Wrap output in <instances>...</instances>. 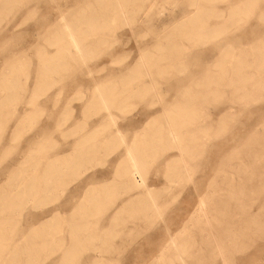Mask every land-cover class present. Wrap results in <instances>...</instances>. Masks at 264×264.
I'll return each mask as SVG.
<instances>
[{
	"label": "rangeland",
	"instance_id": "obj_1",
	"mask_svg": "<svg viewBox=\"0 0 264 264\" xmlns=\"http://www.w3.org/2000/svg\"><path fill=\"white\" fill-rule=\"evenodd\" d=\"M195 1L138 0L135 5L138 11L132 15V24L128 26L116 17L106 16L105 18L104 14L102 15L104 0L102 2L99 0H31L32 5L29 3L30 12L20 11L15 12L16 15L13 12L9 15L0 16V80L6 76L5 74L10 73L11 64L17 59L19 71L23 72L20 79L24 83L27 82V87L30 89L28 94L23 97L25 100L21 99L22 101L18 103L17 108L19 111L28 108L33 113L40 108L39 113L36 112L34 116L35 122H37L31 129L22 131L23 137L21 135L19 140L10 141L11 128L5 134L0 144V163L3 162L0 166V173H3V176L0 177V184L8 178L10 170L18 168L17 166L22 162L23 156H26L28 151L30 152L33 150L32 148L41 143V163L43 162L41 164V185L44 186L43 179L46 177L47 167L49 164L51 165V158L60 155L65 150L66 144H68L67 146L69 144L75 145L79 140L80 136L75 134L76 131L64 137L59 130L62 116L71 109L74 111L70 125H78L80 133L86 131L87 135L91 137L97 133L104 137L109 136V140L107 139L105 142L106 147L94 148L90 156L76 161L73 166L74 170L66 172L61 179H52V183L49 182L50 186L47 188L41 187V194H44L41 195V226L43 222H47L45 223L46 226L44 224V227H47L49 222L51 231L54 233L62 232V225L64 224L62 219H69L73 215L75 217L87 199L101 196L108 181L113 179L122 158L129 152L130 146L137 143L136 136L143 132L148 122L158 116L164 108H169V105L174 101L181 97L184 98L182 106L175 108L176 112L180 113L179 122L182 121L186 124L182 128L183 133L189 131L194 124L200 122L198 125H201L205 122H211L212 119H218L228 112V108L232 106L230 101L233 100L230 92L224 93L222 90L225 88L223 87L221 94L213 95V93H209L208 85H202L205 87L201 90L200 84L194 83L193 80L205 70H210L208 66L211 67L215 63V59L217 58V61L220 55L228 49L226 45L229 42L234 45L235 41L237 44L234 47H237L242 42V38L243 44L258 41L260 38L263 39L264 0H259V4L253 6L255 10L251 13L236 19H231L227 12L223 16L209 15L210 17H205L203 22L209 24L210 30L204 31L202 36V30L196 26L201 20L191 18L196 8L194 6ZM227 1L229 2V0H216L214 4L219 7L223 3L220 6L222 8ZM230 1V4L241 2L240 0ZM23 4L18 7L22 8ZM82 9L85 12L80 14ZM12 19L13 21H11ZM223 20L230 21V25L221 27L225 23ZM7 21L12 23L6 29L8 31H5L3 29L8 23ZM64 23L79 24L77 25L78 30L87 35L84 37L86 44H90L86 46L89 54L87 62L76 58H70L66 61L54 59L56 55H68V51L63 46L55 44L56 42L53 43L54 34L58 33ZM193 23L196 24L193 26ZM15 24H17V28H15L17 30L14 31L16 33H12L10 29L12 30ZM108 25L109 27H107ZM235 39L240 41L237 42ZM119 50L120 52H118ZM142 54L146 56L153 77L157 79L160 86L159 92L162 93L159 95L151 91L149 78L142 75L138 66V58ZM24 55L29 58L30 63H27V58L23 63ZM203 56L204 58H202ZM51 63L52 65L61 64L64 67L56 74H51L46 80L41 78V85L47 84L46 87L49 90L43 93L39 100V107L35 110L32 106H27V103L23 104L22 102L30 101L32 93L36 89L35 86L40 80L41 71H43L44 66L51 65ZM165 63H169L168 65L171 66L167 69H161ZM161 70L166 72L159 73ZM123 79L130 81L128 83L123 82ZM126 85L134 88V93L128 96V100L113 99L108 110L104 109V106L95 105L96 102L94 104V100H99L95 98L104 94L106 88L116 87L121 90V87ZM31 90L33 91L31 92ZM190 90L199 91V93L196 95L193 93L186 94ZM159 96H161V104H158ZM190 99H192L191 102ZM233 101V106L236 105L235 115L220 129L214 128L204 136L201 133L197 138L196 151L198 155L194 163L195 169L192 180L194 184L191 183L188 186L185 179H179V177H175V174L170 176L168 161L177 152L169 147L167 140L158 142L160 147L157 153L149 151V154L144 158L145 169L149 178L148 185L158 188L156 194L159 193V202L156 206L160 207L161 212L156 213L154 210L149 211L148 214H142L144 218L128 217L125 220H120L118 225H128L126 233L118 234L119 232L115 231L116 234H113V238L110 240L126 241L127 243L122 245L124 247L116 248L112 254H110L111 252L108 253V257L106 254L105 258H107L104 261L101 260L100 264H155L158 262L159 260L156 259L160 256V249L167 243L170 234H176L182 228L183 221L188 217L201 194L208 190L207 187L210 181L212 182L215 173L223 166L219 163L224 158L226 160L221 163L224 162V167L227 168L239 162L240 158L244 159V157L248 166H251L252 162L253 164L259 162L262 172L260 174L261 179L258 178L257 180L260 186H256L258 196L257 194L255 196L264 199V190L262 189V186L264 187V158L255 154L256 150H263L264 153V142H261L263 145L260 146H256L255 142L264 140V127H260L264 125V98L254 102L253 105H247V107L242 102ZM85 105L88 107L86 112L84 111ZM12 110L13 107L5 108L0 117H5L4 120L7 121L11 117L9 113ZM15 121L16 119L10 124V127L14 126ZM156 128L158 127L152 129ZM120 135L124 137L123 141L117 138ZM152 135L153 133L146 135L142 143L149 146L148 143H152ZM253 135L257 138H254ZM90 140V144H92L93 140ZM99 140L101 141V139ZM244 141H248L247 144ZM249 143L252 146L254 144L255 147H247L250 145ZM111 144L113 147L109 148L108 145L111 146ZM114 144L115 146L117 144L122 145L115 147ZM240 144L246 145L245 147L249 148L248 151L250 150V152L246 151V148L243 152L244 149L242 151L241 147L244 148V146ZM206 145L207 148H205ZM250 148L254 151H251ZM143 149L147 150L148 148ZM204 149H206L205 152ZM235 149L238 152L242 151L243 154L237 153ZM246 152L248 155H245ZM45 154H47L46 157H44ZM235 154L239 156L238 160L234 156ZM230 156H234L237 161L235 162V158L232 159ZM217 165L220 167L219 169L215 167ZM172 182H174V189H167L166 187ZM120 203L121 201L118 205ZM88 206L92 207L91 203H88ZM57 209H62L65 218L60 216L58 222H52L53 213ZM26 210H31V206L28 205ZM253 211H259L257 205ZM100 218L101 216L94 218L90 214L87 218L86 229L88 231L95 228L105 229L111 216H103L104 220L98 221ZM78 222L79 220L75 221V219L71 222L72 231L76 229ZM118 225L115 228L119 231ZM81 229L84 230L85 228ZM251 229L257 233L252 232L250 234L252 236L248 240L244 239L245 241L241 240L224 245L229 251L226 253L229 264H264V227L256 228V230ZM66 238L70 240L71 236L66 235ZM119 250L121 251L119 252ZM48 253L57 258L56 263H61L63 254H53L52 251ZM79 254L86 259L82 258V264H91L93 260H89L96 252L91 250L90 253ZM35 263L40 264L38 261Z\"/></svg>",
	"mask_w": 264,
	"mask_h": 264
},
{
	"label": "bare ground",
	"instance_id": "obj_2",
	"mask_svg": "<svg viewBox=\"0 0 264 264\" xmlns=\"http://www.w3.org/2000/svg\"><path fill=\"white\" fill-rule=\"evenodd\" d=\"M27 1L0 0V16L20 11L30 12L31 8H29V6L32 5L30 3L31 0ZM99 1L102 2V0ZM215 1L216 0H196L194 2L196 8L191 18L202 21L196 25L202 30L201 36L204 34V31L208 32L210 30L209 24L203 22L205 17H210L209 15L223 16L227 12L231 19H236L242 15L251 13L255 10L253 6L259 4V0H240L241 2H238V4H236L237 2L230 4L229 2L231 1L229 0V2H226V5L224 4L225 8H223L224 6L221 8L220 6L223 3L218 7V5L215 6ZM22 3H24L22 8H19L21 7L19 5ZM104 3L102 15L104 14L105 18L106 16L116 17L122 20L123 24L127 26L132 24V15L134 12L138 11V8L135 6L138 0H104ZM84 12L85 11L82 9L80 14ZM11 21H13V19ZM7 22L8 23L3 29L5 31H8L6 29H8L11 25L10 23H12L10 21ZM229 22L230 21H225L224 24L222 23L223 25H220L221 27H227L230 25ZM195 24L196 23H193V26ZM77 25L79 24L64 23L58 33L56 32L54 34L55 38L53 43L56 42L55 44H60V46H63L64 49L68 51L67 56L62 54L56 55L54 58L56 61H66L70 58H76L83 62L88 61L89 54L86 49L88 43L86 44V40L84 39L87 35L79 31ZM107 27H109V25ZM217 27L220 28L219 25H217ZM15 28H17V24L12 27V30L10 29V32L12 31L13 33L17 30ZM255 31L257 33L256 29ZM238 41L240 40H237V42ZM241 41L242 42H239L240 44L237 47H234V45L237 44H235V41L234 45L229 42L228 45H226L228 49L223 52V54H219V59L216 61V58L215 63L212 64L211 67L208 66L210 70L207 68L208 70L199 74L193 82L200 84L202 87L201 90L205 87L202 85H208L209 93H213V95L221 94L220 92L224 87L225 89L222 90L224 93L230 92L235 102H242L245 104V107H247V105H253L254 102L264 98V37L263 39H258V41L249 42V44H243V38ZM89 45L90 44H88V46ZM57 49H59V47H57ZM118 52H120V50ZM26 58L27 57H25L23 63H25L27 59V63H30L29 58ZM202 58H204V56ZM16 61L11 64L10 73H4L6 76L0 80V116L3 114L2 111H4L5 108L13 107L12 112L9 113L11 117H9L7 121L4 120L5 117H0V144L9 128L12 130V133L9 135L11 141L19 140L22 131L31 129L35 125L37 121L35 122L36 119L34 116L40 109H36L39 107V100L43 93L49 90L46 87L47 84L41 85V78L46 80L51 74H56V72H59V70L64 67V65H52V63L51 65H46V67L44 66L43 71H41L39 75L40 80L35 86L36 89L32 93L30 101L25 103L24 101L22 102L23 104L27 103V106H32L37 110L33 113L32 110L30 111L28 108H23L22 111H19L17 108L18 103L22 101L21 99L25 100L23 97L28 94L30 89L27 87V82L24 83L21 81L20 78L23 76V72L19 71ZM138 61V66L142 71V75L149 78L148 82L150 83L151 91H154L156 95L162 93L159 92L160 86L157 79L153 77L152 71L147 64L146 56L144 54L140 55ZM168 64L165 63L162 65L161 69H167L171 66ZM163 72L165 73L166 71L161 70L159 73ZM194 75L196 76L197 74ZM36 80L35 82H37ZM122 81L128 83L130 80L123 79ZM32 91L33 90H31V92ZM132 93H134L133 86H122L121 90L116 87H108L105 89L104 94L95 98L99 100H94V104L96 102L95 105L104 106V109L108 110L113 99H122L125 101L128 100V96ZM190 93L196 95L199 91L190 90L186 92V94ZM160 98L161 96H159L158 104L162 103ZM183 99L184 98L181 97L179 100L171 103L169 108H164L158 116L147 123V127L143 129V132L136 136L137 143L130 146L129 152L122 158V161L116 168L113 179L108 181L101 196L89 200L87 199L78 210V213L75 214V217L73 215V217L69 219L65 218L61 211L62 209L54 211L52 222H58L60 216L65 218H61L64 221L62 232L54 233L51 231L49 222L47 227H44V224L47 222H43L41 226V195H44L41 194V187L43 186L41 185V164L43 163H41V143L35 147L36 149L32 148L33 150L30 152L28 151V154L23 156L22 162L17 166L18 168L10 170L8 178L0 184V264H36L35 261H38L40 264H58L56 263L58 261L57 258L52 257L50 253H48L49 251H52L53 254H63L60 264H82L81 260L83 256L79 253H90L91 250L95 251L96 254L91 256V260L89 261L93 260V263H90L100 264L101 260L104 261L108 257V253L111 252L110 254H112V251L116 248L124 247L122 245L127 243L126 241L117 242L116 240H110V238H113L112 235L116 234L115 231L119 232L118 234L126 233L125 231L128 225H118L120 220H125V218L128 217L144 218L145 214L154 210L156 213L161 212L160 207L156 206L159 202V193L156 194L158 188L148 185L149 178L146 173L144 158L149 154V151L157 153L160 147L158 142L167 140L169 147L177 152V154L168 161V172L171 174V177L175 174V177L185 179L189 186L193 180L194 163L198 155L196 151L197 138L201 133L204 136V134L207 135V133L214 128L220 129L224 123L235 115L234 110L235 104L237 103L233 106V100H231L230 105L232 106L228 108V112L225 115H221L222 117H219V115L218 119H212L211 122L208 123L205 122L198 125L199 122L198 124H194L190 127L191 129L189 131L183 133L182 128L185 127L186 124L182 121L179 122L180 113H177L175 109L182 106ZM191 100L192 99H190V102ZM87 108V105H85V112ZM73 111L74 110L71 109L64 113L59 130L64 137L76 131L75 134L80 136L79 140L75 145L69 144V146H67L68 144H66V147L64 146L65 150L63 149L64 151H62L60 155L57 152L58 155L51 158V165L49 164L47 167V171L45 172L46 177L43 179V187L45 188L50 186L49 182L52 183V179H61L66 172L74 170L73 166L76 161L90 156L94 148L99 149L106 147L105 142L107 139L109 140V136L104 137L101 136L100 133H97V135L91 137L87 135L86 131L80 133L81 131H78V125L71 126L70 122L73 120L71 119ZM161 117H164V119ZM14 119H16L15 124L10 127ZM38 123L40 125V120ZM262 126L264 127V125L260 127ZM153 127L158 128L152 129ZM151 133H153L151 139L152 143H148L149 146H146L145 143H142L144 142L142 140H145L146 135H150ZM253 136L254 138L256 137L255 135ZM117 138L121 141L124 140V137L121 135L117 136ZM90 139L93 140L92 144H90ZM255 142L256 146H260L264 140H257ZM119 145L117 144L115 146L114 144L115 147ZM245 146L244 148L241 147V150L244 149V151L242 150L243 152H245V148L246 151H248L249 148L247 149V147L252 145ZM108 147H113V144H111V146L108 145ZM253 147H255L254 144L252 148ZM143 148L148 149L145 150ZM205 148H207V145ZM205 150L206 149H204V152ZM251 151H254V149H251ZM262 151L263 150H256V153H254L256 156L264 158V153ZM241 152L237 151V153ZM248 152H250V150ZM248 152H246L247 154L245 153V155H248ZM231 153H233V151ZM48 154L50 155V152ZM236 154L234 156H236L238 160L239 156ZM46 155L47 154H45L44 157H46ZM233 157L231 158L233 159ZM213 158L216 160L215 157ZM236 158L234 159L235 162L237 161ZM240 159L238 160L239 162L232 164V166L228 168L224 167V162L221 163L223 160H226L225 158L219 163L223 165L221 168L218 167L219 164L215 166L218 167L217 169H220L215 173L212 182L210 181L207 187L208 190L206 192H209L201 194L196 205L190 211L188 217L183 221L182 228H180L179 232L172 235L170 234L169 240L160 249V256L156 259L159 261L155 264H229L226 257V253H229V251L224 245L240 242L244 239L248 240V238L252 236L250 235L252 232L255 234L257 233L251 228L256 230V228L261 229L264 227V199L262 200L255 196L258 193L256 191V186H259V181L257 183V180L258 178L261 179V166H259V162H255V164L252 162V165L248 166L245 157L244 159ZM1 163L3 164V162ZM1 176H3L2 172L0 173V177ZM261 177H263V175H261ZM173 184L174 182L166 188L174 189L175 186ZM262 189L264 190L263 186ZM119 201H121V203L118 205ZM88 203H91L92 207L88 206ZM28 205L31 206V210H26ZM256 205L259 208L258 212L253 211ZM110 211H113V213H110ZM90 214H92L94 218L101 216L98 221L104 220L103 216L110 215L111 218L110 222H108V226L103 230L95 228L88 231L86 229L88 224L87 218ZM74 219L75 221L79 220V222L77 227H75L76 229L72 231L73 226L71 222L74 221ZM117 225L119 226V231L115 228ZM81 228L85 229L83 230ZM66 235H70L71 239L67 240ZM120 251L121 250H119V252ZM230 251L232 252V250ZM106 254L107 257L105 258Z\"/></svg>",
	"mask_w": 264,
	"mask_h": 264
}]
</instances>
